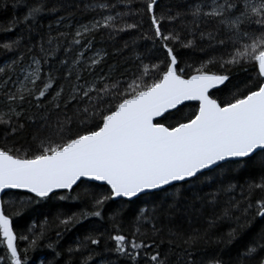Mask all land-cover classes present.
Here are the masks:
<instances>
[{"label": "snow or ice", "instance_id": "1", "mask_svg": "<svg viewBox=\"0 0 264 264\" xmlns=\"http://www.w3.org/2000/svg\"><path fill=\"white\" fill-rule=\"evenodd\" d=\"M10 6L0 264H264V0Z\"/></svg>", "mask_w": 264, "mask_h": 264}, {"label": "trees", "instance_id": "2", "mask_svg": "<svg viewBox=\"0 0 264 264\" xmlns=\"http://www.w3.org/2000/svg\"><path fill=\"white\" fill-rule=\"evenodd\" d=\"M8 3H9V7L7 8V11H0V25H7V22L8 20L11 18L12 14H13V11H12V8H11V3H12V0H8ZM167 27V25L165 26ZM145 30H147V24L145 25ZM17 35L16 32H12V33H8L6 36L4 34H0V40H3V39H10V38H13ZM124 39H127L128 37L127 36H124L123 37ZM122 42V41H121ZM146 46L147 47H151V43L150 42H146ZM4 59H7V56H5L2 52H0V62H2ZM198 106V103L197 102H194V101H191V102H186V106L185 108L183 109V111L185 112H188V111H191L193 110L194 108H196ZM99 184V183H98ZM98 190L100 191H105L106 190V186H103V185H100L98 187ZM80 191L79 188H75L74 187V190H73V194H75V192H78ZM59 205H62L65 209H70L71 211H77L80 207H82V205L78 204V203H75V202H71V201H60V202H57ZM120 203L119 201H113V202H110V204L108 205V208L107 210L105 211V219L104 221H98L96 218H93L91 220V223L92 224H97V223H100V224H103V229H111L112 225L110 222L107 221V217L109 215V212L111 211L112 208H115L117 206V204ZM57 209L55 207L52 208V214L54 215L55 214V211ZM131 211H129V213L125 216V223H124V228L127 230L130 228V224L128 223V221L131 219ZM32 219H37V217L35 215L29 217V216H25L23 218H15L14 219V228L16 230V232L19 234V233H22L29 225V223L31 222ZM89 222H85V226L88 225ZM224 230H226V226L224 228ZM80 232H82V228H80L79 226L77 227V229L73 230V232L67 236H65L63 238V240L61 241V247H67V245L75 238L76 235H78ZM52 237L53 239L55 238V232L52 233ZM24 244L21 243L20 244V247L21 249L24 248ZM42 247V246H41ZM3 253V248L0 247V254ZM30 256L33 255L32 252L29 253ZM41 255H45V256H50L51 255V252L48 251V250H45L43 253L39 250H37L35 252V256L39 257Z\"/></svg>", "mask_w": 264, "mask_h": 264}, {"label": "water", "instance_id": "3", "mask_svg": "<svg viewBox=\"0 0 264 264\" xmlns=\"http://www.w3.org/2000/svg\"><path fill=\"white\" fill-rule=\"evenodd\" d=\"M97 183H99V182H97Z\"/></svg>", "mask_w": 264, "mask_h": 264}]
</instances>
